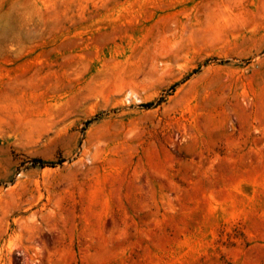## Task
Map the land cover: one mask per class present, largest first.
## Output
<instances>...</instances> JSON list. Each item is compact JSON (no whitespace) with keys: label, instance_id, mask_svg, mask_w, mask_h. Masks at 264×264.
<instances>
[{"label":"rangeland","instance_id":"obj_1","mask_svg":"<svg viewBox=\"0 0 264 264\" xmlns=\"http://www.w3.org/2000/svg\"><path fill=\"white\" fill-rule=\"evenodd\" d=\"M0 264H264V0H0Z\"/></svg>","mask_w":264,"mask_h":264},{"label":"trees","instance_id":"obj_2","mask_svg":"<svg viewBox=\"0 0 264 264\" xmlns=\"http://www.w3.org/2000/svg\"><path fill=\"white\" fill-rule=\"evenodd\" d=\"M42 165H47L46 163H43V162H41V161H39ZM51 165H53V164H51Z\"/></svg>","mask_w":264,"mask_h":264}]
</instances>
